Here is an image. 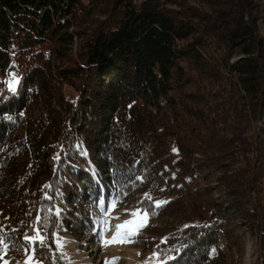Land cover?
Returning a JSON list of instances; mask_svg holds the SVG:
<instances>
[{
  "label": "trees",
  "instance_id": "trees-1",
  "mask_svg": "<svg viewBox=\"0 0 264 264\" xmlns=\"http://www.w3.org/2000/svg\"><path fill=\"white\" fill-rule=\"evenodd\" d=\"M104 202L146 264H264L261 1L0 0V264Z\"/></svg>",
  "mask_w": 264,
  "mask_h": 264
},
{
  "label": "rangeland",
  "instance_id": "rangeland-1",
  "mask_svg": "<svg viewBox=\"0 0 264 264\" xmlns=\"http://www.w3.org/2000/svg\"><path fill=\"white\" fill-rule=\"evenodd\" d=\"M259 1L264 5V0ZM238 58L240 57H236ZM214 194L221 196L218 191ZM133 213H138V215L134 216ZM144 214L128 206L113 202L108 205L104 202L103 205L98 206L94 215L95 231L93 234L61 232L56 235L57 247L63 253L67 264H105L106 261L107 264H146L133 244L131 238L133 234L129 235L130 232L135 234L147 221L148 217ZM125 221H132V223L119 230L116 242H108L112 241L113 236L117 234L116 225L123 224ZM239 223L241 225V222ZM240 230L245 239L241 263L255 264L258 253L255 251L252 239L243 225ZM3 263L39 264L40 262L33 252H29L19 259L5 258Z\"/></svg>",
  "mask_w": 264,
  "mask_h": 264
},
{
  "label": "snow or ice",
  "instance_id": "snow-or-ice-1",
  "mask_svg": "<svg viewBox=\"0 0 264 264\" xmlns=\"http://www.w3.org/2000/svg\"><path fill=\"white\" fill-rule=\"evenodd\" d=\"M16 83H18V81L15 77H13L12 80L8 81L9 89L11 91H15ZM173 151H176V149H173ZM164 203H167V201H157L156 206L159 207L161 204H164ZM133 215L136 216V215H138V213H133ZM144 215L147 216L148 213L145 212ZM131 223H132V221H125L123 224L116 225L117 234L115 236H113L112 241H108V242H116V238H117V236H119V230L124 228L126 225L131 224ZM185 227H187V226H185ZM132 234H134V233H131V232L129 233V235H132ZM25 238L28 239V237H25ZM32 239H35V238L33 237ZM105 264H107V261L105 262Z\"/></svg>",
  "mask_w": 264,
  "mask_h": 264
},
{
  "label": "bare ground",
  "instance_id": "bare-ground-1",
  "mask_svg": "<svg viewBox=\"0 0 264 264\" xmlns=\"http://www.w3.org/2000/svg\"><path fill=\"white\" fill-rule=\"evenodd\" d=\"M263 124V123H262Z\"/></svg>",
  "mask_w": 264,
  "mask_h": 264
},
{
  "label": "crops",
  "instance_id": "crops-1",
  "mask_svg": "<svg viewBox=\"0 0 264 264\" xmlns=\"http://www.w3.org/2000/svg\"><path fill=\"white\" fill-rule=\"evenodd\" d=\"M264 6V5H263Z\"/></svg>",
  "mask_w": 264,
  "mask_h": 264
}]
</instances>
